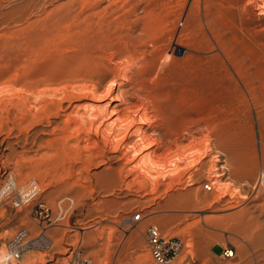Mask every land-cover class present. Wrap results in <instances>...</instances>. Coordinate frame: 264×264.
<instances>
[{"label": "rangeland", "instance_id": "374dc122", "mask_svg": "<svg viewBox=\"0 0 264 264\" xmlns=\"http://www.w3.org/2000/svg\"><path fill=\"white\" fill-rule=\"evenodd\" d=\"M126 68L131 86L147 72L186 105L190 164L155 190L99 186L110 180L107 165L90 163L87 150L77 160L76 138L63 135L94 88L122 81ZM227 129L256 161L251 179L229 169L237 159L228 142L216 144ZM263 171L264 0H0V264H68L73 248L93 264H264ZM29 179L52 222L36 218L35 203L15 208L3 193L6 182ZM137 211L142 219L130 222ZM152 223L180 242L173 262L153 258ZM21 228L52 243L6 260Z\"/></svg>", "mask_w": 264, "mask_h": 264}, {"label": "bare ground", "instance_id": "6f19581e", "mask_svg": "<svg viewBox=\"0 0 264 264\" xmlns=\"http://www.w3.org/2000/svg\"><path fill=\"white\" fill-rule=\"evenodd\" d=\"M120 74L118 73V75ZM122 74V81L113 77L104 89L100 90L101 85L94 88L90 101L83 103L86 111L73 120V126L68 123L62 129L63 135L65 134L67 139L76 138L77 160L81 158L83 150H87L95 153V156L90 158V163L107 165V169L102 172V175L110 176V180L100 183L99 186L132 188L134 185H139L143 188L151 186L155 190L164 184L162 179L167 177L174 179L176 175L182 174L190 164L188 160L191 153L190 147L183 143L191 131L188 128L186 105L184 106L183 103H178L176 100L172 101L174 98L171 97V87L162 80L166 84L162 85L170 88L164 86L165 88L161 89L163 88L161 86L159 90L158 85L161 81L148 79L147 72L138 74L139 79L132 86L130 83L134 80V74L130 68L124 70ZM212 74L214 73L212 72ZM207 77L206 79H208ZM217 81L219 79L217 80L213 75L211 77L213 84L211 85L219 86ZM129 84L130 87L126 88ZM172 88L173 91L174 89L176 91L175 87ZM208 89L210 90V88ZM181 90L182 93H185L183 88ZM181 90L178 93L180 95ZM229 111L227 114L231 112L233 114V111ZM217 114L219 113L217 112ZM230 116L229 122L231 123L233 120H231V114ZM212 119L216 122L214 116ZM215 126L217 127V125ZM70 128L73 132L70 131ZM229 129L226 130L225 135L216 133V144L221 145L225 139L228 142L227 151L231 155L230 159L232 157L237 159V163L229 169L239 178L248 177L251 179L256 161L242 147H235L232 129ZM92 134L96 136L93 142L90 141ZM113 160L119 162L120 165L113 168L110 163ZM223 174L224 172L219 171L215 172L214 176L222 178ZM130 175L133 176V182H126L125 179ZM139 178L142 180L136 182ZM259 180L264 183V171L261 172ZM180 183L182 184V180ZM251 184L255 185V183ZM225 192L226 189L223 188L219 195L223 196Z\"/></svg>", "mask_w": 264, "mask_h": 264}, {"label": "built area", "instance_id": "2783aa9c", "mask_svg": "<svg viewBox=\"0 0 264 264\" xmlns=\"http://www.w3.org/2000/svg\"><path fill=\"white\" fill-rule=\"evenodd\" d=\"M212 188V184L208 185ZM4 194H12L10 201L13 207L22 208L29 206L38 199L41 188L35 179L27 180L23 185L18 186L13 181L6 182L3 188ZM35 207L40 211L36 218L42 219L48 223L52 222V211L44 202H36ZM142 219L141 211L133 214L131 221H139ZM147 243L151 249L153 258L159 263L173 262L181 252V244L176 238L164 236L157 224H149L145 230ZM30 231L27 228L19 229L12 238L6 243V260L20 259L24 252L28 249L41 246L49 247L51 241L45 239L42 232L36 239H29ZM234 250L226 249V256H233ZM68 264H93L92 258L84 255L81 248H73L70 253Z\"/></svg>", "mask_w": 264, "mask_h": 264}]
</instances>
